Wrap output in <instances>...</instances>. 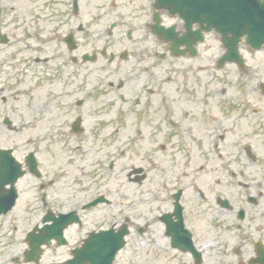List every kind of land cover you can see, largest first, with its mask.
<instances>
[{"label": "flooded vegetation", "instance_id": "flooded-vegetation-1", "mask_svg": "<svg viewBox=\"0 0 264 264\" xmlns=\"http://www.w3.org/2000/svg\"><path fill=\"white\" fill-rule=\"evenodd\" d=\"M75 1L55 11L61 24L80 23L66 36L72 35L74 50L66 38L62 43L77 55L70 56L75 66L66 67L67 76L61 67L51 81L58 96L28 98L22 144L7 135L18 133L5 124L12 119L0 117V152H10L0 154V264H34L26 258L37 226L63 229L37 264H68L75 252L87 254L86 245L99 246L93 235L107 233L102 239L110 240L125 226V246L113 264H264V75L253 68L256 58L248 53L244 66H220L226 51L221 44L211 50L216 35H206L194 51L189 45L176 49L194 36L166 11L159 13L164 27L173 28L170 42L153 35L154 2L111 0L98 6L94 19V3ZM86 18L88 26L109 25L97 36L116 38L121 50L79 54L96 38L85 34ZM121 27L126 30L117 34ZM78 33L86 44H79ZM101 59L105 65L86 66ZM47 62L30 61L32 84L40 74L34 67ZM2 103L8 100L2 97ZM129 185L140 186L147 216L108 214L114 196L125 198ZM148 185L154 190H142ZM99 198L105 202L84 209ZM72 212L77 221L66 226L59 217ZM47 230L44 236H50ZM132 238L137 251L126 257Z\"/></svg>", "mask_w": 264, "mask_h": 264}, {"label": "rangeland", "instance_id": "rangeland-1", "mask_svg": "<svg viewBox=\"0 0 264 264\" xmlns=\"http://www.w3.org/2000/svg\"><path fill=\"white\" fill-rule=\"evenodd\" d=\"M67 0H0V6L2 8V14L0 15V31L10 39V45L3 47L0 45V67L4 65V77L5 80L7 77L11 76L12 79L5 81L4 89L0 86V117L3 120V117L10 116L9 118L14 121V125L18 127L19 131L13 137L11 143H23L26 138V104L28 98H32L35 101L42 102L49 99H53L50 95H53L54 98L59 94L58 85L52 86L51 81L55 78L48 77L47 80L42 79L43 73L47 75H55V72L58 71L61 67V70L64 72V77L67 76L65 72H68L66 67H73L74 64L70 62V56H75L77 54H72L67 50L65 45L60 44L61 40L68 35V32L71 29L76 30L79 26V22L76 23L72 20L65 21V24H61L60 20L62 18H57L55 11L61 10L63 5ZM111 0H83V2L94 3V15L93 18H96V10L98 6L104 2H110ZM116 3H124L126 0H113ZM146 3L142 0H134V3ZM65 20V19H63ZM88 19L83 21L84 28L86 29V35L96 36L95 43L91 46L81 47L79 54L92 53L93 50H98L100 52L104 47L111 48L110 52L114 53L116 50H121V48L116 45V38L113 39H104L98 38V31H106L109 29L107 26H98L97 24L88 26ZM57 30V32H55ZM126 28L121 27L117 30V34L125 31ZM92 36V37H93ZM57 37V38H56ZM79 44H86L85 35L77 34ZM43 39L47 42V45L40 44V40ZM81 44V45H82ZM210 45L213 46L211 50H218L219 46L216 45V42H210ZM117 53V52H116ZM40 58L41 60H47L48 62L39 67H34L40 70V74L36 76L37 84H32L30 82L31 73L34 72L28 68V63L34 58ZM263 57V58H262ZM256 67L259 70V73L264 75V55H256ZM11 66L12 72L7 70V66ZM105 65V61L101 59L98 64H87L89 67H98ZM65 67V68H64ZM259 67H262L261 69ZM46 70L48 72H46ZM1 71V69H0ZM32 71V72H31ZM73 70H71L72 72ZM30 73V75H29ZM3 80V81H4ZM13 90L11 91V89ZM33 89V91H29ZM10 93L12 99H10ZM7 96L10 101L7 105L2 103V97ZM31 100V101H33ZM59 104L62 105V101L58 99ZM49 102V101H48ZM71 104L70 102H67ZM52 108L54 107L51 104ZM74 108V106H72ZM54 110L55 107H54ZM36 117L35 110L30 111V117L32 119ZM51 117L50 114L47 115ZM29 120V119H28ZM27 120V121H28ZM30 121V120H29ZM88 128L92 125L87 118ZM11 133V132H10ZM7 135L13 136V134ZM142 190L152 191L154 186L144 187ZM125 198L115 197L112 200V207L108 208V214H129L131 217H136L144 214L147 216L149 214L148 204L141 202V188L136 185H129L125 187ZM147 202H151V197L149 194L145 197ZM61 203H66L67 208H71L72 204L66 201H60ZM82 203V202H81ZM80 204V202L78 203ZM77 204V205H78ZM111 210V211H110ZM96 211L100 214V208H97ZM38 216V215H36ZM39 218L34 219V223L37 222ZM135 219V218H134ZM20 234V233H19ZM18 234L17 239H21ZM1 241V240H0ZM136 238H132L131 244L129 247L122 253L126 257H130L137 251L136 249ZM135 247V248H132ZM132 248V249H131Z\"/></svg>", "mask_w": 264, "mask_h": 264}, {"label": "water", "instance_id": "water-1", "mask_svg": "<svg viewBox=\"0 0 264 264\" xmlns=\"http://www.w3.org/2000/svg\"><path fill=\"white\" fill-rule=\"evenodd\" d=\"M159 1L175 6L181 5L180 9H187L194 14L197 21L203 20L207 23V31H217L222 36L224 44L231 47L234 52H237L242 38H246V43L255 50H260L264 46V0ZM47 232L52 236L55 231L47 230ZM43 235H33V251L40 253L39 247L44 243L49 244L50 237ZM117 249L118 247L113 248L112 256Z\"/></svg>", "mask_w": 264, "mask_h": 264}]
</instances>
